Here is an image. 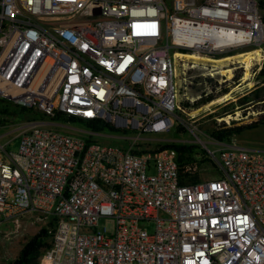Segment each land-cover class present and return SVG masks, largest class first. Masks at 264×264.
<instances>
[{
	"label": "built area",
	"instance_id": "1",
	"mask_svg": "<svg viewBox=\"0 0 264 264\" xmlns=\"http://www.w3.org/2000/svg\"><path fill=\"white\" fill-rule=\"evenodd\" d=\"M255 49L260 71L261 0H0V98L44 117L17 151L0 149V216L51 219L38 264H264V150L213 142L219 175L189 182L175 149L55 127L73 116L135 141L168 131L181 90L241 85L246 71L224 61L229 78L179 53L214 61Z\"/></svg>",
	"mask_w": 264,
	"mask_h": 264
},
{
	"label": "rangeland",
	"instance_id": "2",
	"mask_svg": "<svg viewBox=\"0 0 264 264\" xmlns=\"http://www.w3.org/2000/svg\"><path fill=\"white\" fill-rule=\"evenodd\" d=\"M249 49L251 48L249 47ZM238 53L240 52H233L232 56H227L222 60L242 56L243 62L247 63L244 83L239 85L238 81L234 80L237 79V76L229 81L226 87L223 85L222 89H227V93L218 96V91H215L216 85H218L217 81H212V89L205 87V85H194L188 90H181L179 93V118L172 129L146 134L143 139L137 141H135V133L132 131L107 130L99 132L98 140L108 144L132 146L136 151L147 152L157 149L164 143L194 145V152L182 162L184 169L188 170L187 178L191 176L190 180L193 182L214 178L219 173L216 150L219 146L213 144V142L218 141L212 136L213 129L224 123L229 126H236L256 121L264 108V101L262 100L264 91L258 94L256 91V89L264 87V75L261 74L264 64L262 69L258 71V66L253 65L251 67L253 59L247 60V56L251 57L254 52L243 51ZM227 73L232 76L231 70ZM239 74L244 73L242 71ZM248 91L251 93L245 96ZM209 95H213L214 99L206 103L201 102ZM0 99H4L0 105V121L3 122L0 124V149L17 151L19 135L34 124V115L21 110V106L11 99ZM186 103L190 107L184 106ZM197 103L200 104L196 105ZM227 112L229 113L227 114ZM55 127L80 135H85L83 130L87 129L81 122H70L66 126L55 125ZM226 143H239L253 149L264 150V126L235 135ZM206 159H210V161ZM50 223L51 219L44 215H28L18 221L0 216V264H12L21 253L26 242L41 229L47 228L49 230L52 227ZM146 228L153 231V223L147 224ZM46 242L50 243L51 237H48Z\"/></svg>",
	"mask_w": 264,
	"mask_h": 264
},
{
	"label": "trees",
	"instance_id": "3",
	"mask_svg": "<svg viewBox=\"0 0 264 264\" xmlns=\"http://www.w3.org/2000/svg\"><path fill=\"white\" fill-rule=\"evenodd\" d=\"M262 6H264V0H261ZM261 74L264 75V69L261 71ZM257 94L259 92L264 91V87H261L259 89H256ZM227 93V89H221L217 92V96ZM251 93V92H250ZM250 93L246 94L245 96H248ZM244 96V97H245ZM214 99L213 95H209L206 98H204L201 102L206 103ZM264 101V98L262 99ZM4 99H0V105L3 103ZM202 103V104H203ZM200 103H197L196 105H199ZM186 107H190L188 103L184 104ZM21 110L26 111L28 113H31L34 120L43 119L44 117L41 116L39 113L25 108L20 107ZM259 114V117L256 121H253L251 123H246L242 125H234L229 126L227 124H223L220 126H217L212 131V136L217 139L220 142H226L231 137L241 134L247 130H251L254 128H257L259 126L264 125V108ZM229 112H227L228 114ZM67 121L70 122H81L85 125V127L89 130L95 131V132H104L107 130L112 131H119L116 127H114L111 123L105 121V120H83V119H77L73 116H67ZM0 124H3L2 121H0ZM194 145H183V144H177V143H164L161 146H159L157 149L152 150L151 152H157L163 149H175L178 152V159L180 162H184L187 160V156L189 154H192L194 152ZM140 152H147V151H140ZM210 161V159H206ZM205 162V160H204ZM219 175V173H218ZM217 175V176H218ZM215 176V177H217ZM191 177V176H190ZM190 177L187 178V181L191 182ZM187 181H183L184 183ZM193 182V181H192ZM53 223H50L52 225ZM48 237H51V235L48 232L47 228L41 229L34 237H32L29 241L26 242V244L23 246L21 253L19 256L12 262V264H38L40 256L43 252V250L49 246L50 243L46 242V239Z\"/></svg>",
	"mask_w": 264,
	"mask_h": 264
},
{
	"label": "bare ground",
	"instance_id": "4",
	"mask_svg": "<svg viewBox=\"0 0 264 264\" xmlns=\"http://www.w3.org/2000/svg\"><path fill=\"white\" fill-rule=\"evenodd\" d=\"M247 51H250V52H254V54H251L252 56H254V57H252L251 55V57H248L247 56V60L248 59H250V60H252V65H253V61L256 59V60H258V61H260L262 58H263V55H262V53H261V51H259L258 49H255V50H247ZM247 51H245V52H247ZM178 56L179 57H186L187 59H193L195 62H199V61H204V62H211V63H213L215 66H217V68H219L220 70L218 71V73H222V74H225V73H227L229 70H231V74H232V76H233V68H228V69H225V67L227 66H222L221 64L224 62V61H233V59H238V58H240V62H242V63H244V65H245V68L247 69V67H246V65H247V63H245V62H243V60H242V56H237V57H232V58H228V59H226V60H222V59H219L220 61H217V60H214V61H211V60H209V59H207V58H203V57H201V56H199L198 54H194V53H183V54H181V53H179L178 54ZM244 57V56H243ZM246 57V56H245ZM251 62V61H250ZM249 65H250V63H249ZM251 65V66H252ZM222 68V69H221ZM251 68V67H250ZM245 73H246V71H245ZM245 73H244V75H243V79H244V76H245ZM228 75H229V73H227ZM232 76H230L229 75V78H232ZM243 83H244V81H242Z\"/></svg>",
	"mask_w": 264,
	"mask_h": 264
},
{
	"label": "crops",
	"instance_id": "5",
	"mask_svg": "<svg viewBox=\"0 0 264 264\" xmlns=\"http://www.w3.org/2000/svg\"><path fill=\"white\" fill-rule=\"evenodd\" d=\"M246 93L248 94V93H249V91H248V92H246ZM262 126H264V125H262ZM259 127H261V126H259ZM259 127H258V128H259ZM244 146H246V145H244Z\"/></svg>",
	"mask_w": 264,
	"mask_h": 264
}]
</instances>
